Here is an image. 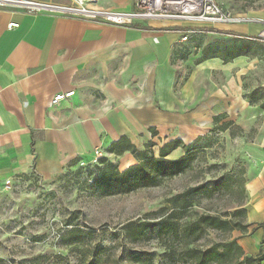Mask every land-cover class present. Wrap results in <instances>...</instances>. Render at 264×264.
Wrapping results in <instances>:
<instances>
[{"label": "crops", "instance_id": "crops-1", "mask_svg": "<svg viewBox=\"0 0 264 264\" xmlns=\"http://www.w3.org/2000/svg\"><path fill=\"white\" fill-rule=\"evenodd\" d=\"M216 2L240 22L114 26L59 13L0 9V184L30 175L49 180L74 160H94L95 150L105 158L107 148L122 137L135 147L152 138L163 141L160 147L173 140L189 144L209 132L214 117L226 115L241 130H254L243 156L248 232L231 235L245 255H264V110L243 98L254 90L245 82L264 66V41L256 40L264 30V10H238L233 0ZM94 6L128 13L134 0H97ZM188 31L197 33L182 41ZM218 36L232 42L222 43L227 58L235 51L239 55L227 62L213 57L221 52ZM193 38L199 41L189 56ZM209 47L212 55L204 56ZM255 47H260L257 54ZM175 50L185 59L173 60ZM259 87L264 89V73ZM71 92L51 105L55 95Z\"/></svg>", "mask_w": 264, "mask_h": 264}, {"label": "rangeland", "instance_id": "rangeland-1", "mask_svg": "<svg viewBox=\"0 0 264 264\" xmlns=\"http://www.w3.org/2000/svg\"><path fill=\"white\" fill-rule=\"evenodd\" d=\"M233 2L238 10H264V0ZM229 40L227 36L222 37L219 43L222 41L221 43L228 45L232 43ZM198 41L199 39L193 38L188 44L189 56L194 53L193 48ZM180 48L181 45H177V49ZM176 66L179 71L178 61ZM260 72L257 74L255 71L245 82L246 85L257 89L263 78L264 66ZM178 85L179 83L176 87ZM211 130L212 127L198 144L200 149L194 152V160L180 176L163 180L156 187L140 189L132 194L124 195L116 190L91 187L88 173L103 158L100 153L97 160L95 158L66 167L61 174L49 180L30 175L11 182L9 189L0 184V264L184 262L182 245L185 239L181 235L183 225L193 219L195 214H224L235 207L239 178L241 179L238 173L244 169L245 164L244 143L254 132L253 128L248 132L235 125L224 133ZM239 130L243 131L240 137L229 138V131ZM209 137H213L212 146L202 148ZM162 143L163 141L152 138L147 142H139L136 148L142 151L152 144L148 151L157 158ZM183 155V151L177 149L168 160L177 161ZM105 158L119 172L136 164L129 154L120 157L109 154ZM191 187H200L201 190L196 194L192 208L178 214L174 220L179 229L177 238L161 234L154 228L147 229L139 240H132L126 225L158 221L171 207L169 199ZM73 227L81 230L79 240H71L69 231ZM218 241L216 232L211 231L198 245L205 248Z\"/></svg>", "mask_w": 264, "mask_h": 264}, {"label": "trees", "instance_id": "trees-1", "mask_svg": "<svg viewBox=\"0 0 264 264\" xmlns=\"http://www.w3.org/2000/svg\"><path fill=\"white\" fill-rule=\"evenodd\" d=\"M256 40H259L256 38ZM221 52L213 55L209 49H205L204 56H213L220 58L223 62L233 59L239 55V51L232 52L230 58H227V48L224 44L218 45ZM254 54L260 51V47L252 49ZM210 52V53H209ZM210 55H207V54ZM185 59V57H177L176 50L173 51V60ZM246 88V87H245ZM243 98L252 105L258 106L264 110V89L259 87L245 93ZM233 125V122L227 120L226 115H219L212 120L211 132H226ZM154 135V134H153ZM242 132L229 131V138L235 139L240 137ZM204 137H199L190 144H184L180 140H173L158 149L157 158L148 151L152 147L149 144L145 150H138L127 138L122 137L118 141L112 143L107 148V153L120 157L129 154L133 157L136 164L131 165L119 172L117 167L106 160L100 158L91 172L88 173L91 179V187L95 189L116 190L120 194L128 195L147 187H156L163 180H171L176 176H180L194 160V152L198 149V144ZM202 148H209L213 144V137H209ZM177 149H181L184 153L183 157L177 161L168 160V157ZM78 164L77 160L69 163L68 167ZM239 190L238 198L234 202L235 207L230 212L224 214L204 212L195 214L193 219L188 220L181 229V235L185 239L182 245V254L184 262L180 264H264V255L260 251L255 256L245 255L242 248L237 243V239L232 238L231 234L238 231L241 235L247 234L248 225L245 224L246 211L243 208L246 195L244 188V169L239 171ZM201 190L200 187H191L183 191L181 194L172 196L169 199L171 207L167 212L162 214L158 221L153 223H129L125 226L129 230V235L133 241L139 240L147 229L157 228L159 233L178 237V225L174 220L180 213L187 212L192 208L195 202L196 194ZM216 232L218 242H214L208 247L201 248L198 242L204 239L209 232ZM71 240H79L82 236L81 230L73 227L69 231ZM264 242V240H263ZM170 252V251H169ZM133 264V263H132ZM137 264V262H135Z\"/></svg>", "mask_w": 264, "mask_h": 264}, {"label": "built area", "instance_id": "built-area-1", "mask_svg": "<svg viewBox=\"0 0 264 264\" xmlns=\"http://www.w3.org/2000/svg\"><path fill=\"white\" fill-rule=\"evenodd\" d=\"M96 3L97 0H69L67 5H56L35 0H0V9H20L28 15L41 12L59 13L114 26H129L134 21L164 20L210 26L232 25L240 22L230 10L221 7L216 0H134V9L128 13L98 10L94 6ZM195 33L197 31H188L181 40L186 41L187 34ZM258 39L264 41V30ZM72 95V92L55 95L51 100V105H58ZM97 156H99V151L95 150V160ZM4 187L9 189L11 181H6Z\"/></svg>", "mask_w": 264, "mask_h": 264}]
</instances>
